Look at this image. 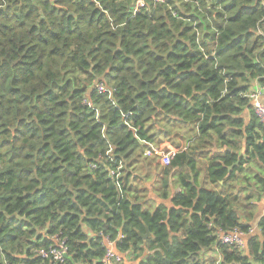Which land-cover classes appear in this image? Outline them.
Segmentation results:
<instances>
[{
  "label": "trees",
  "instance_id": "trees-1",
  "mask_svg": "<svg viewBox=\"0 0 264 264\" xmlns=\"http://www.w3.org/2000/svg\"><path fill=\"white\" fill-rule=\"evenodd\" d=\"M134 2L0 0V264H54L55 234L62 264H102L106 236L121 264H264V215L244 251L218 240L264 202V0Z\"/></svg>",
  "mask_w": 264,
  "mask_h": 264
},
{
  "label": "built area",
  "instance_id": "built-area-1",
  "mask_svg": "<svg viewBox=\"0 0 264 264\" xmlns=\"http://www.w3.org/2000/svg\"><path fill=\"white\" fill-rule=\"evenodd\" d=\"M148 0H135L134 6L132 9L133 14L138 13L142 8H145ZM154 4L162 3L165 0H152ZM97 89L101 93L108 94L109 97L112 95V89L107 87L103 83L97 84ZM249 98L252 101L253 109L256 113V116L260 120V122L264 125V103L262 97L264 96V89L255 86L249 94ZM89 106L91 104L87 101ZM132 115V112L124 113L123 116L127 119ZM127 125L133 128L130 123L127 122ZM137 131L135 128H133ZM146 147L144 154L146 156L156 157L157 161L162 166H167L171 163L172 157L174 156V151H167L156 144L149 142L144 139H139ZM112 150L107 151V157L115 162L116 160L111 155ZM93 167L96 166L92 165ZM124 168L123 162H119L118 166L115 168H107L111 178H115V180H119L122 175V170ZM117 187L120 188L121 185L117 183ZM254 229L251 228L248 233L242 231L239 228H233L231 230H224L222 228L218 229V240L221 244L235 246L236 248L244 251L246 247V237L248 234L253 233ZM119 238H123V235L120 234ZM54 243L49 245L48 247H42L37 250V254L43 258L51 259L54 264H62L67 260L66 255L68 254V246L66 238L62 237L61 234L53 235ZM105 244L107 246V250L104 256L101 258L102 264H121L128 261V256L121 253L117 248L116 241L111 240L108 236L104 237Z\"/></svg>",
  "mask_w": 264,
  "mask_h": 264
},
{
  "label": "crops",
  "instance_id": "crops-1",
  "mask_svg": "<svg viewBox=\"0 0 264 264\" xmlns=\"http://www.w3.org/2000/svg\"><path fill=\"white\" fill-rule=\"evenodd\" d=\"M262 100H263V103H264V96L262 97ZM189 141H186V139L184 140V141H182V145L183 146H185L187 143H188ZM176 150H177V147H175V146H170V148H169V150L168 151H174V152H176ZM244 151H245V148H243L242 149V151H241V153H240V156H242L243 154H244ZM153 184L154 183H150V184H148L147 182H145L144 183V186H146V188L147 189H149V191H150V193H149V195H150V197H153V195H152V186H153ZM155 199L157 200V203H161V200L160 199H158L157 197H155ZM264 215V202H262V203H260L259 204V209H258V213H257V215H256V218H255V225H253V229H254V231H256V224H257V222H258V220L262 217Z\"/></svg>",
  "mask_w": 264,
  "mask_h": 264
},
{
  "label": "rangeland",
  "instance_id": "rangeland-1",
  "mask_svg": "<svg viewBox=\"0 0 264 264\" xmlns=\"http://www.w3.org/2000/svg\"><path fill=\"white\" fill-rule=\"evenodd\" d=\"M148 184H150V183H148ZM204 254L207 255V257H217V255H218L213 250H207Z\"/></svg>",
  "mask_w": 264,
  "mask_h": 264
},
{
  "label": "water",
  "instance_id": "water-1",
  "mask_svg": "<svg viewBox=\"0 0 264 264\" xmlns=\"http://www.w3.org/2000/svg\"><path fill=\"white\" fill-rule=\"evenodd\" d=\"M149 236H151V234L149 233V231H147V233L143 234V237H144V238H147V237H149ZM66 257H67L68 260L73 261V258H72L71 255L67 254Z\"/></svg>",
  "mask_w": 264,
  "mask_h": 264
}]
</instances>
